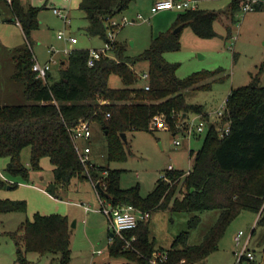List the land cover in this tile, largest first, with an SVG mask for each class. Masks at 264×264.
<instances>
[{"label":"trees","instance_id":"1","mask_svg":"<svg viewBox=\"0 0 264 264\" xmlns=\"http://www.w3.org/2000/svg\"><path fill=\"white\" fill-rule=\"evenodd\" d=\"M3 1L12 12V19L28 37L29 31L37 26L38 13L44 5L25 7L21 0ZM132 1L79 0L78 8L89 22L87 32L108 41L106 30L111 16L126 9ZM242 2L231 0L226 12L231 19ZM263 8L264 1L254 3V10ZM217 17L219 10L184 8L176 15V31L169 29L154 36L150 46L132 58L148 62V88L144 83L136 84L142 72L138 74L131 65V58L115 40L111 54L100 56L91 65L87 63L89 49L73 48L67 59L62 60L57 77L51 81L48 79L50 71L45 79L32 71L33 53L28 44L17 47L13 54L15 69L11 78L22 88L28 101L0 103V156L8 158L6 171L27 178L28 168L21 161L20 153L23 147L29 146L31 168L40 169L39 161L43 156L50 159L53 182L48 192L53 195L54 186H64L73 176H79L89 178L96 187L99 183L102 188L101 191L97 187L99 196L112 206L132 204L149 213L157 207L191 211L220 209L203 240L182 248L156 247L148 237V220L123 230L122 234L130 240V252L120 250L123 239L112 235L109 253L124 255L128 260L126 264H190L217 247L226 226L241 211L257 212V220L264 222V85L258 84V74L253 75L249 83L230 89L222 116L209 123L188 172L165 169L166 178L160 176L146 194L139 192L138 184L120 187L119 168L104 164L93 168L92 163L86 169L71 137L70 127L78 120L97 121L106 134L108 159H120L125 156L120 132L151 130L150 122L159 113L165 115L169 129L175 131V113L180 112L181 117L201 113L202 106L188 102L183 89L192 85L206 86L209 83L201 81L214 71H196L180 78L175 74L178 63L166 61L163 52L179 48V30L186 24L200 37L216 35L212 25ZM112 73L121 77L124 86L108 84ZM202 116L208 119L206 113ZM227 121L229 131L220 134V128ZM102 171L106 172L104 177L100 174ZM7 183L9 181L0 175V189ZM180 183L184 191L180 190ZM13 210H26V201L0 196V211ZM192 223L195 224L194 219ZM69 231L66 214L34 213L32 219L27 218L17 229L5 231L16 244L13 264H32L25 256L27 250L40 255L51 253L50 264H69Z\"/></svg>","mask_w":264,"mask_h":264},{"label":"rangeland","instance_id":"2","mask_svg":"<svg viewBox=\"0 0 264 264\" xmlns=\"http://www.w3.org/2000/svg\"><path fill=\"white\" fill-rule=\"evenodd\" d=\"M197 1L199 8L219 10V17L212 25L216 35L200 37L186 24L179 30V48L165 50L163 57L168 62L178 63L175 74L180 78L196 71H214L201 81L208 82L206 86L192 85L183 89L186 100L200 104L201 113H206L208 119L204 129L190 135L173 133L169 128L128 129L125 139L122 138L125 156L112 160L108 159L107 138L99 122L90 121L92 134L89 139H78L80 148L85 144L90 145L89 159L93 168L96 164H104L121 169L119 186L122 188L138 184L139 192L146 194L169 163L175 169L184 172L188 170L205 138L209 123L215 120L217 110L225 105L230 89L249 83L255 74L259 76L258 84L264 85V8L237 11L231 19L226 13L231 0ZM21 3L25 7L29 4L44 6L38 13L37 26L29 31L28 37L17 22L0 20V103L28 101L22 88L11 78L15 69L13 54L17 47L28 44L37 60L44 63L50 57V45L58 49L64 46L93 49L104 47L106 42L103 37L87 32L89 22L83 10L78 8L79 0H21ZM153 3V0H133L126 9L111 16L118 24L109 23L106 30V33L113 30V39L123 48L124 54L131 58V65L138 74L147 71L148 62L134 61L132 58L149 47L154 36L169 29L174 31L178 26L175 24L176 15L182 10L167 8L154 11ZM52 6L60 7L69 21L65 22L64 18L54 13ZM5 12L11 16L9 10ZM1 15L4 17V14ZM123 16L126 21L122 19ZM59 30H63L67 36H75L77 41L71 43L66 38H58ZM55 57L57 61L51 63L49 70L50 81L57 77L61 61L67 59V55L62 52L55 53ZM147 79L141 74L136 84L142 85ZM108 84L112 87L124 86L121 77L114 73L110 74ZM174 118L176 122H181L180 112ZM174 138H179L180 143L175 144ZM29 154L30 147H23L20 159L28 168L27 178L6 171L8 158L0 156V175L9 181L1 188V194L3 197L26 201V210L0 211V264H13L16 259V244L5 231L17 229L24 220L32 219L36 212H59L69 218V264H126L128 260L124 255L112 256L109 253V244L114 239L112 235L117 233L109 227L108 217L102 210L103 197L99 196L92 180L73 176L64 186H54V195L60 201L48 195L45 198L37 188L48 190L52 184V164L47 156H43L39 161L41 168L33 169L29 164ZM100 174L104 177L106 172ZM10 183L15 185L11 186ZM179 187L184 191L182 183ZM103 203H107L105 198ZM219 212V208L191 211L157 207L151 210L148 218L149 240L162 249L171 245L182 248L198 244L217 220ZM257 217V212L241 211L226 226L217 247L190 264H264V222L257 220ZM239 229L244 233L241 235V243H236L234 234ZM117 235L124 242L120 250L130 252L125 240L127 238L123 234ZM246 239V247L254 257L248 259L244 256L236 263L237 253ZM25 256L32 264H50L52 254L40 255L36 251L27 250Z\"/></svg>","mask_w":264,"mask_h":264},{"label":"built area","instance_id":"3","mask_svg":"<svg viewBox=\"0 0 264 264\" xmlns=\"http://www.w3.org/2000/svg\"><path fill=\"white\" fill-rule=\"evenodd\" d=\"M7 3H11V0H5ZM261 0H243L240 12H245L248 10L254 9V3ZM264 1V0H262ZM197 8L198 1L197 0H155L153 3V10L157 11L159 9H167V8H178V9H184V8ZM52 10L57 15L64 18L65 22L69 21V18H67L66 14L62 13V9L60 7L52 6ZM138 16H141V14H138ZM122 19L126 21V17L123 16ZM111 24H118L114 19L110 18ZM58 38H66L69 42L75 43L77 41V38L73 35H66L63 30H59L57 33ZM107 37L109 38L108 41L105 42V46L102 48H93L88 50V57H87V63L89 65L93 64L95 59H98L100 56L104 54H109L110 48L114 46V39H113V30H108ZM73 50V48L69 46H64L62 49L55 48L54 46L50 45L48 46V51L50 52L49 59L44 62L40 63L36 56L32 54V63H31V69L35 72L36 76L45 79L47 76V73L50 70L51 63H54L57 61V58L55 57V53L62 52L65 55H69L70 52ZM62 62V61H61ZM142 76H146L148 78L147 71H143ZM145 88H148L147 80L145 81ZM225 104H226V98H225ZM225 105L217 110L215 120L211 122L217 121L224 111ZM176 114V113H175ZM174 114V115H175ZM109 113H106V116H108ZM197 117V118H196ZM206 121L201 113H198L197 115H186L183 114L181 117V122H176L175 124V131L176 132H182L184 135L188 134L190 135L193 132H200L204 129L206 126ZM150 126L153 129L156 128H169V124L167 120L165 119V115L163 113H159L153 116ZM71 130V137L75 143L76 150L78 152V155L85 165V168H88L89 164H92L89 159V152L91 151V147L89 144H85L82 148L78 145V139H89L92 134L91 129V122L88 119H80L75 124H73L70 127ZM229 131V122L227 121L222 127L220 128V134H223L225 132ZM174 143L179 144L180 139L174 138ZM167 170L174 169V166L172 163H169L167 165ZM189 170V169H188ZM188 170L185 172L187 173ZM164 178H166L165 171L162 173ZM94 184V183H93ZM95 188L97 189L96 185L94 184ZM102 198V210L107 215L109 220V227L112 229L113 232H116L117 234L121 235L123 230L134 227L139 221H146L149 218V211L148 210H141L137 207H135L132 204H119L117 206H112L108 201L107 203H103ZM244 232L239 229L234 234V240L236 243H241V235ZM127 242V245H130V240L125 239ZM247 239L242 243V247L237 253V262H239V259L241 256H246L248 259H252L254 257L252 251L248 250L246 247ZM164 256V253L161 254Z\"/></svg>","mask_w":264,"mask_h":264},{"label":"crops","instance_id":"4","mask_svg":"<svg viewBox=\"0 0 264 264\" xmlns=\"http://www.w3.org/2000/svg\"><path fill=\"white\" fill-rule=\"evenodd\" d=\"M66 1V0H65ZM155 0H153V2H154ZM5 10H9L10 11V9L8 8V6L4 3V1L3 0H0V20L1 19H4V20H12V21H15V20H13L12 19V12L10 11L9 13H10V17L8 16V15H6V14H8V12H5ZM1 14H4V17H2V15ZM15 22H17V21H15ZM18 23V22H17ZM19 24V23H18ZM14 82V81H13ZM15 84H16V82H14ZM4 102H10V101H4ZM190 150H192V149H190ZM190 150H189V152H190ZM187 171V170H186ZM185 171V172H186ZM57 187H62V185H60V186H57ZM37 189H39L41 192H42V194H43V196L46 198V195H48L49 197H52L54 200H56V201H60V198H58L56 195H53V194H51V193H49L48 192V190H46V189H43V188H37ZM0 194H1V189H0ZM55 194V193H54ZM1 196L3 197L4 195L3 194H1ZM6 196V195H5ZM59 199V200H58ZM149 216H150V214H149ZM111 235V234H110Z\"/></svg>","mask_w":264,"mask_h":264},{"label":"water","instance_id":"5","mask_svg":"<svg viewBox=\"0 0 264 264\" xmlns=\"http://www.w3.org/2000/svg\"><path fill=\"white\" fill-rule=\"evenodd\" d=\"M176 29L177 28H175L174 29V31H176ZM63 62V61H62ZM120 136H121V138H123V139H125V132H120ZM97 187L99 188V190H101L102 191V188L99 186V183H97ZM74 223V222H73ZM111 235H112V232L110 233ZM253 264H255V263H253Z\"/></svg>","mask_w":264,"mask_h":264}]
</instances>
